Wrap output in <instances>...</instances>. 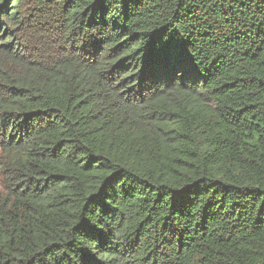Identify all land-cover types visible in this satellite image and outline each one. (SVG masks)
Segmentation results:
<instances>
[{
    "label": "trees",
    "instance_id": "1",
    "mask_svg": "<svg viewBox=\"0 0 264 264\" xmlns=\"http://www.w3.org/2000/svg\"><path fill=\"white\" fill-rule=\"evenodd\" d=\"M0 180V264H264V0H0Z\"/></svg>",
    "mask_w": 264,
    "mask_h": 264
},
{
    "label": "rangeland",
    "instance_id": "2",
    "mask_svg": "<svg viewBox=\"0 0 264 264\" xmlns=\"http://www.w3.org/2000/svg\"><path fill=\"white\" fill-rule=\"evenodd\" d=\"M1 190H2V184H1V180H0V192H1Z\"/></svg>",
    "mask_w": 264,
    "mask_h": 264
},
{
    "label": "snow or ice",
    "instance_id": "3",
    "mask_svg": "<svg viewBox=\"0 0 264 264\" xmlns=\"http://www.w3.org/2000/svg\"><path fill=\"white\" fill-rule=\"evenodd\" d=\"M84 227H87V226H84Z\"/></svg>",
    "mask_w": 264,
    "mask_h": 264
}]
</instances>
